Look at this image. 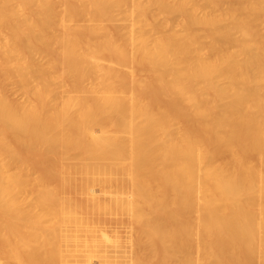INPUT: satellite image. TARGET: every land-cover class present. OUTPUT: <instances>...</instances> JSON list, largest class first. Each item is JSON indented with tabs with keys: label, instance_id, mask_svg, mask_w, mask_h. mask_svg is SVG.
I'll use <instances>...</instances> for the list:
<instances>
[{
	"label": "bare ground",
	"instance_id": "6f19581e",
	"mask_svg": "<svg viewBox=\"0 0 264 264\" xmlns=\"http://www.w3.org/2000/svg\"><path fill=\"white\" fill-rule=\"evenodd\" d=\"M0 26V81L29 93L0 96L3 264H264V0H0ZM40 54L34 71L24 59ZM135 67L151 83L131 84ZM33 149L56 156L47 176L104 197L90 211L128 229V251L23 178Z\"/></svg>",
	"mask_w": 264,
	"mask_h": 264
},
{
	"label": "rangeland",
	"instance_id": "374dc122",
	"mask_svg": "<svg viewBox=\"0 0 264 264\" xmlns=\"http://www.w3.org/2000/svg\"><path fill=\"white\" fill-rule=\"evenodd\" d=\"M139 1V0H138ZM145 0H141V3H143ZM140 3V2H139ZM55 11H57V9L55 10ZM150 13H151V15L154 17V22L155 23H157V25L158 24H160L161 22H163V21H166V20H168L167 19V17H165V16H160V15H158V10L156 9V8H151L150 9ZM174 19H170L171 21L173 20H175V21H177L178 20V17H176V16H174L173 17ZM118 19H119V23H120V25L121 24H123L124 25V22L122 21L123 19H124V14L123 13H120V15H118ZM172 21V22H173ZM173 22V23H175L173 26H175V27H177V23H178V21H177V23L176 22ZM123 22V23H122ZM75 23V22H74ZM76 24V23H75ZM74 24V25H75ZM154 24V23H153ZM152 24V25H153ZM72 27H73V25H71ZM79 26V25H78ZM75 27V26H74ZM73 27V28H74ZM77 27V26H76ZM152 27H154L153 29H156L155 27H157L156 26V24H154V26H152ZM0 28H1V32H3V33H6L5 32V29H3L2 30V28L3 27H1L0 26ZM136 29H137V27H136ZM145 29V28H144ZM143 28H141L140 30H141V32H143V30H144ZM147 29V28H146ZM145 29V30H146ZM139 30V31H140ZM149 31H151V30H148V32ZM155 32H157V30L155 31ZM144 33V32H143ZM146 34H147V31L145 32ZM2 34V33H1ZM0 34V35H1ZM151 34V33H150ZM200 35L202 34V33H199ZM199 37H201V36H199ZM200 39H202V38H200ZM200 39H199V41H200ZM8 41H10V42H7L8 43V45L11 43V46L9 45V48L10 49H15L16 48V42H14V41H12V40H8ZM203 39H202V42L201 43H203ZM200 43V42H199ZM200 43V44H201ZM206 54V53H205ZM204 54V55H205ZM42 54H40V55H33L32 57H30V58H28V61H27V58H25L24 59V61H26L28 64H29V66H32V68H33V70L35 71L36 69H37V67H40V66H43V65H45L47 62H48V60H46V59H48V57L47 56H45L44 58H42L45 54H43V56H41ZM30 59V60H29ZM35 68V69H34ZM136 68H138V67H135L134 69H133V71H132V74L128 77V80H131L130 81V83L132 84V83H140V81L142 82L141 84L143 85H147V83L148 82H150V80H149V78L145 75V74H143L144 73V71H143V73L141 72V70H140V68H139V70L140 71H138V70H136ZM138 71V72H137ZM134 73V74H133ZM136 73V74H135ZM35 74H36V72H35ZM38 75H36V77H34V79H35V82L38 80L37 78H39L40 77V74L39 73H37ZM34 75V74H33ZM10 76V75H9ZM8 76V77H9ZM42 76V75H41ZM56 77V78H55ZM55 77H43L42 76V78L40 77V81H41V79H42V82H43V79H44V81H46V82H53L54 83V90H55V96L57 97V98H62V97H64V96H66V94L68 95V92H69V87H70V84H68L69 83V81L66 79V80H64L63 79V82H62V80L61 79H58L57 78V76L55 75ZM51 78H55L54 80L53 79H51ZM135 78V79H134ZM146 78V79H145ZM145 79V80H144ZM0 80H2L1 78H0ZM4 81H0V96H4L6 99H7V101L9 102H15L16 100H21V101H16L17 102V104H16V102L14 103V104H16V105H18V103L19 104H21V103H23L22 101H23V99H24V96H23V93H25V92H22V87L20 86L21 84H20V80L16 77V76H14V77H12V76H10L9 78H7V79H3ZM142 80H144V81H142ZM39 81V82H40ZM67 81V82H66ZM136 81V82H135ZM38 82V81H37ZM66 82V83H65ZM145 82H147V83H145ZM130 83H128V86L130 87L131 85H129ZM138 83V84H139ZM151 83V82H150ZM68 84V85H67ZM219 84H225V82L224 81H221V82H219ZM137 85V84H136ZM151 85V84H150ZM134 86V85H133ZM149 86V85H148ZM56 87V88H55ZM136 88V90L134 89V91L136 92L137 91V86H135ZM133 88L134 87H130V89L128 88V94L127 95H125V97H126V99H131L132 97H133V99L135 98V97H137V96H134V95H137V92H136V94H134V91H133ZM150 88H153L152 86H150ZM149 88V89H150ZM23 89H24V87H23ZM25 90H28L29 92H30V90L29 89H25ZM53 90V91H54ZM130 90V91H129ZM24 91V90H23ZM132 91H133V96H132ZM126 93H127V91H126ZM125 93V94H126ZM29 94V93H28ZM28 94L26 95V96H28ZM25 96V97H26ZM129 96V97H128ZM125 99V100H126ZM161 103L160 104H157V103H150L149 102V104L147 103V100H145V102L152 108V107H154L155 109H158V107L159 108H161L162 109V107L163 106H165L164 108L165 109H167L166 111H170V110H168V108L170 107L169 106V103H168V101H166V102H164L163 101V99H158ZM25 101V100H24ZM157 101V100H156ZM158 102V101H157ZM159 103V102H158ZM168 104V108H166L167 107V104ZM158 105V107H156ZM164 109V110H165ZM159 110V109H158ZM163 110V111H164ZM159 111H161V110H159ZM171 114H173V113H171ZM170 113H169V118L172 116ZM174 115V114H173ZM176 116H178L177 114L174 116L175 118H178V117H180V116H178V117H176ZM174 117L172 116V118L171 119H174ZM181 118V117H180ZM181 120H182V118H181ZM181 120L179 119L178 120V122H177V120H173L174 121V123L176 124V125H174V123H173V130H175V132H177V130L179 131V130H182L183 132H184V130L185 129H187V128H189V127H187L186 125H187V123H186V125H185V122L184 123H182L181 122ZM172 121V122H173ZM176 121V122H175ZM183 121V120H182ZM191 128V127H190ZM189 132H190V134H192V130L191 129H187ZM187 130H185V131H187ZM191 130V131H190ZM195 131L193 130V135L196 137H198V136H200V135H197L196 133H194ZM196 134V135H195ZM192 135V136H193ZM193 136V137H194ZM199 138H201V137H199ZM196 139V138H195ZM17 151L18 150H16L15 151V153H17ZM29 153V152H28ZM17 155V154H16ZM69 157H72V158H75L77 161H84L85 160V157L84 156H80V155H75V154H69ZM45 158H47L48 160H52V161H54V159H56V156H54V155H47L46 157L45 156H43V155H41V153L37 150H35V149H33V150H31L30 151V153L29 154H25L24 155V153H21L20 151L18 152V155H17V159L19 160V161H23V162H25L26 163V170H24V171H22L21 172V175L23 176V178L25 179V180H33V179H35V178H37V177H42L43 179H44V186H46L47 188H54V189H56L57 191H58V193L61 195V196H63L64 198H66L67 200H70L72 203H73V205H74V207H75V210H76V212L77 213H79V214H81L83 217H85V218H87V219H89L91 222H93V223H96V225H99L100 224V226H102L103 228L105 227V236H106V238H115V240H116V242L120 245V247H122L123 245H125V246H127V251L130 249V244H131V242H132V239H133V235L132 234H129L128 233V229L126 230V227H124L123 225H120V224H118V222L116 221H113V219H108V218H105L104 216H102V215H100V214H96V213H92L91 211H90V206H89V201H99V202H102L103 201V198L104 197H100L101 195H97V194H95V193H93V192H89V191H84V192H79V191H76V189L78 188V183L77 182H75L74 183V185H73V187H65V186H63L58 180H56L55 178H52L51 176L49 177V176H47L46 174L47 173H45V170H44V168H43V166H42V161L43 160H45ZM46 184V185H45ZM99 188H101V185L100 186H98ZM55 190V191H56ZM26 192H28V191H26ZM28 195H30V194H28ZM118 240L120 241V242H118ZM68 246L69 244H66V243H63V246H64V248H63V252H64V250H65V248L66 249H68L67 247H65V246ZM128 245H129V247H128ZM70 246V245H69ZM68 246V247H69ZM123 247V248H126V247ZM134 247H136V246H133L132 247V252H134L133 254H137L139 251H138V249L136 250V248H134ZM134 249L136 250V251H134ZM192 250L191 251H193L194 249L193 248H191ZM68 250H70V248L68 249ZM68 250H66V252L68 251ZM126 250V249H125ZM65 252V253H66ZM135 252H137V253H135ZM65 253H62V255L63 254H65ZM68 253V252H67ZM194 253V252H193ZM67 255V254H66ZM66 255H64V256H66ZM63 256V257H64ZM67 256H69V253H68V255ZM70 257V256H69ZM68 257V258H69ZM67 258V257H66ZM65 257H64V259L65 260H67ZM70 260H71V258H69V260L67 261V262H70ZM0 264H3L2 263V261H0Z\"/></svg>",
	"mask_w": 264,
	"mask_h": 264
}]
</instances>
